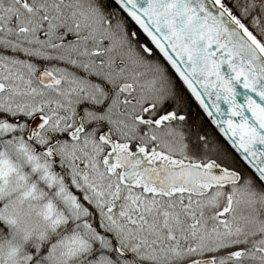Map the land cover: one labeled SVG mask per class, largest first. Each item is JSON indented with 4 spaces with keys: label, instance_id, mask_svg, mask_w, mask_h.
Listing matches in <instances>:
<instances>
[{
    "label": "snow or ice",
    "instance_id": "snow-or-ice-1",
    "mask_svg": "<svg viewBox=\"0 0 264 264\" xmlns=\"http://www.w3.org/2000/svg\"><path fill=\"white\" fill-rule=\"evenodd\" d=\"M0 264H264V0H0Z\"/></svg>",
    "mask_w": 264,
    "mask_h": 264
}]
</instances>
